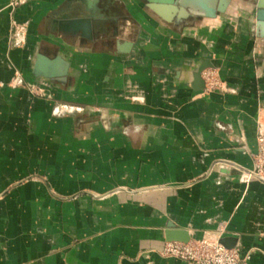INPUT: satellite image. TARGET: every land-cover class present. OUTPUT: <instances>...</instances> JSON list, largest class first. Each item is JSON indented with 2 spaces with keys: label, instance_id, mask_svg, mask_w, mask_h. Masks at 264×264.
<instances>
[{
  "label": "crops",
  "instance_id": "crops-1",
  "mask_svg": "<svg viewBox=\"0 0 264 264\" xmlns=\"http://www.w3.org/2000/svg\"><path fill=\"white\" fill-rule=\"evenodd\" d=\"M11 1L0 264H187L161 254L172 230L234 238L264 264V180L250 175L264 119L256 2L208 18L149 0Z\"/></svg>",
  "mask_w": 264,
  "mask_h": 264
},
{
  "label": "built area",
  "instance_id": "built-area-1",
  "mask_svg": "<svg viewBox=\"0 0 264 264\" xmlns=\"http://www.w3.org/2000/svg\"><path fill=\"white\" fill-rule=\"evenodd\" d=\"M22 0H12L10 5L16 7ZM207 87H221L222 82L213 70L203 73ZM206 87V88H207ZM258 149L255 154V167L252 174L264 180V119L257 127ZM221 236H205L189 242L169 241L164 245L161 254L165 257L178 258L187 264H248L251 256H242L237 248H227L220 243Z\"/></svg>",
  "mask_w": 264,
  "mask_h": 264
},
{
  "label": "water",
  "instance_id": "water-1",
  "mask_svg": "<svg viewBox=\"0 0 264 264\" xmlns=\"http://www.w3.org/2000/svg\"><path fill=\"white\" fill-rule=\"evenodd\" d=\"M149 1L153 4H167V5H171V6H177V5L186 6V5H184L182 0H149ZM229 1L230 0H218L217 5L214 8V10L209 11V16L214 17L219 13H225L227 8H228ZM253 1L256 2V8H257V11H256L257 31H258V34L262 38H264V0H253ZM199 3L201 5H204L203 1H199ZM164 18L167 20L172 19V17H164ZM109 21L116 23V19L113 17H110ZM116 31H117L116 28H114V34L115 35L117 33ZM131 46H132V42L126 41L122 44V49H123V51L128 52V50ZM42 60L43 59H41V63L39 66L41 69H46V61H44V60L42 61ZM168 240L169 241L189 242L191 240V238L184 231L172 230V232H169ZM220 243L223 244L227 248H235V239L234 238L223 237L220 239Z\"/></svg>",
  "mask_w": 264,
  "mask_h": 264
},
{
  "label": "bare ground",
  "instance_id": "bare-ground-1",
  "mask_svg": "<svg viewBox=\"0 0 264 264\" xmlns=\"http://www.w3.org/2000/svg\"><path fill=\"white\" fill-rule=\"evenodd\" d=\"M182 1H183L184 5L189 6L194 12L201 13V14L207 16L208 18H213L212 16H209V11L214 10V8L217 5L218 0H182ZM199 1H203L204 5H201L199 3ZM219 14H221V13H219ZM219 14H217L216 16H218ZM216 16H214V17H216ZM250 175L254 176L252 173Z\"/></svg>",
  "mask_w": 264,
  "mask_h": 264
}]
</instances>
